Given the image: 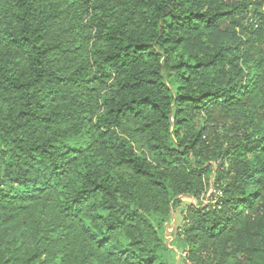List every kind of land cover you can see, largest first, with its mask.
Segmentation results:
<instances>
[{
  "label": "trees",
  "instance_id": "1",
  "mask_svg": "<svg viewBox=\"0 0 264 264\" xmlns=\"http://www.w3.org/2000/svg\"><path fill=\"white\" fill-rule=\"evenodd\" d=\"M174 250L264 264V0H0V264Z\"/></svg>",
  "mask_w": 264,
  "mask_h": 264
},
{
  "label": "rangeland",
  "instance_id": "2",
  "mask_svg": "<svg viewBox=\"0 0 264 264\" xmlns=\"http://www.w3.org/2000/svg\"><path fill=\"white\" fill-rule=\"evenodd\" d=\"M212 194H214V191L212 188H210L205 196H202L199 200V202H196L189 197L182 198L181 204L174 209L171 210L170 213V221L168 222V225H166V231H167V236L170 238L171 241L174 239V235L177 234V232H180L181 227L183 226L184 223H186V217H187V207L188 206H193L198 204H207L208 200L211 198ZM176 238L174 240L175 244ZM175 251V250H174ZM182 250L180 251H175L177 255V259H179V254L181 253ZM177 264H183L182 261H180Z\"/></svg>",
  "mask_w": 264,
  "mask_h": 264
}]
</instances>
